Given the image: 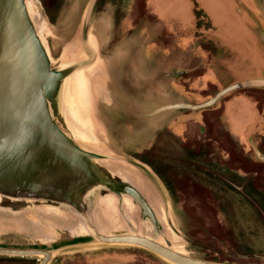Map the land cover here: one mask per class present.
<instances>
[{"label":"rangeland","instance_id":"rangeland-1","mask_svg":"<svg viewBox=\"0 0 264 264\" xmlns=\"http://www.w3.org/2000/svg\"><path fill=\"white\" fill-rule=\"evenodd\" d=\"M27 1L54 65L76 64L74 74L84 77L67 130L112 169L142 181L176 248L264 264V128L246 143L222 120L226 109L246 132L262 124L264 88L239 87L204 108L160 110L181 96L202 103L262 73L256 0H98L89 48L81 33L90 0ZM52 209L0 208V246L54 249L49 264H173L140 246L94 242L79 215ZM137 215L141 224L138 208ZM40 258L0 254V264Z\"/></svg>","mask_w":264,"mask_h":264},{"label":"water","instance_id":"water-1","mask_svg":"<svg viewBox=\"0 0 264 264\" xmlns=\"http://www.w3.org/2000/svg\"><path fill=\"white\" fill-rule=\"evenodd\" d=\"M97 1L90 0L82 25V42L88 48ZM77 69L73 63L54 65L27 0H0V208L66 209L81 217L94 242L140 246L173 264H234L176 248L149 196L132 178L104 163V154L89 149L67 130L68 82ZM253 84L240 81L202 103L182 101L160 110L204 108L233 89ZM98 193L118 198L119 212L129 231L107 233L98 228L92 206ZM127 197L141 212L140 229L126 217ZM167 221L178 233L170 217ZM55 253L47 247L0 246L2 255L41 256L38 264H49Z\"/></svg>","mask_w":264,"mask_h":264},{"label":"bare ground","instance_id":"bare-ground-1","mask_svg":"<svg viewBox=\"0 0 264 264\" xmlns=\"http://www.w3.org/2000/svg\"><path fill=\"white\" fill-rule=\"evenodd\" d=\"M100 31V29H99ZM90 43L94 44L93 37L90 36ZM113 79V90L114 93H121V89L119 87V81H118V75H114ZM83 74L76 73L74 74L68 82L69 87V94H68V105L71 108L74 104V98L77 99L78 94V87H80L81 82L83 80ZM80 85V86H79ZM71 93V95H70ZM70 95V96H69ZM132 178V177H131ZM132 180L137 184V186L147 195H150L149 192H147L146 187L142 183V181L138 178H132ZM154 205L156 206V209L158 212H161L160 206L153 200ZM92 206H94V222L98 226V228L102 232H119V231H129L130 228L128 224L123 219L122 215H120L119 212V201L118 198L113 194H101L98 193L92 203ZM39 209H46V211H53L55 209H52L53 207H35ZM34 209V208H32ZM124 210L126 212L127 219L132 223L134 227L137 229H140L139 224V218L137 215V205L136 203L129 197L124 199ZM74 227V226H73ZM172 241L174 240L173 238ZM161 241L164 242V239L161 238ZM175 246V245H174ZM176 247V246H175Z\"/></svg>","mask_w":264,"mask_h":264},{"label":"crops","instance_id":"crops-1","mask_svg":"<svg viewBox=\"0 0 264 264\" xmlns=\"http://www.w3.org/2000/svg\"><path fill=\"white\" fill-rule=\"evenodd\" d=\"M256 7H257V10L259 12L258 13V16H259L258 23L261 24L259 26L262 27V29L264 30V5H263V3H261L260 0H256ZM261 68H262V70H261L262 73L254 76V77H250L249 79H244L242 81H247V80L254 81V84L253 85H250V87H260V88H264V74H263V72H264V64L263 63H262ZM173 92H175V91L172 89L170 93H173ZM170 100H173L174 102L175 101H181L182 102L184 100H186V101H192L188 97H185V96H181L179 98L178 97L177 98H172ZM170 100L169 101H165L164 103L170 102ZM160 104H162V103H160ZM159 112H161V111H159ZM154 114H157V113H150L149 115H154ZM262 116L264 118V115H262ZM222 120H223L224 125L226 126V128L229 130V132L231 134H233L232 130H234L235 132H234L233 135H235L241 141H243V142L245 141L241 137L246 134V137H245L246 143H250L251 136L255 132H258V131L261 132V130L264 128V121H263L262 124L254 125V126H252V129L250 131L246 132V130H243V129L239 128V126H241V125L235 124L236 125L235 126V125H232L231 124L232 119L229 116V113H228V111L226 109L222 112Z\"/></svg>","mask_w":264,"mask_h":264},{"label":"trees","instance_id":"trees-1","mask_svg":"<svg viewBox=\"0 0 264 264\" xmlns=\"http://www.w3.org/2000/svg\"><path fill=\"white\" fill-rule=\"evenodd\" d=\"M208 259H213V260H217V259H214V258H209V257H207Z\"/></svg>","mask_w":264,"mask_h":264}]
</instances>
